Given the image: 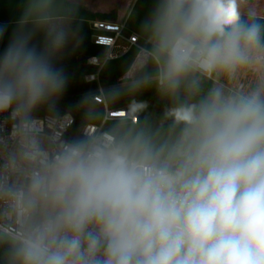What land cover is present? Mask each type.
I'll list each match as a JSON object with an SVG mask.
<instances>
[{
  "label": "clouds",
  "instance_id": "1",
  "mask_svg": "<svg viewBox=\"0 0 264 264\" xmlns=\"http://www.w3.org/2000/svg\"><path fill=\"white\" fill-rule=\"evenodd\" d=\"M81 3L24 0L0 51V264H264V10L152 0L136 74L110 95L154 89L162 117L133 99L68 138L37 113L61 117Z\"/></svg>",
  "mask_w": 264,
  "mask_h": 264
},
{
  "label": "trees",
  "instance_id": "2",
  "mask_svg": "<svg viewBox=\"0 0 264 264\" xmlns=\"http://www.w3.org/2000/svg\"><path fill=\"white\" fill-rule=\"evenodd\" d=\"M258 10H264V0H258ZM253 3V0H252ZM24 0H0V24L8 26L7 33L2 41H0V51L7 45L8 40L16 27V22L19 19L22 11ZM152 6V0H136L130 15L125 20V34H136L138 36L137 46H132L129 51L117 59L107 60L100 70V85L103 88L104 95L108 105L111 108L127 109L128 105L133 102V99L144 101L148 107L143 114V117L148 118L153 124L158 123L162 117L164 108L168 101L162 100L154 89H148L141 95L131 97L127 94H122L119 98L111 97L110 93L114 87H123V83L132 78L136 73L135 63L138 60V52L143 44V38L140 33L139 23ZM95 21H110L118 22V13L91 12L82 4L80 5V13L74 25L75 34L79 37V44L75 46L63 58L58 59V62L65 68L69 83L66 92L58 103L59 112L62 115L72 114L75 118L76 125L68 138L78 136L79 130L84 124L94 123L100 124L104 117V110L101 105L96 104L92 97L98 90L96 83H87L85 77L90 74L97 73L98 69L87 64H82L81 57L86 59L90 57L105 58L107 48L93 43L92 38L95 35L91 23ZM87 96L92 103L94 109L102 114V119L95 122H89L81 111L79 104L83 97ZM38 116H51L46 111H40ZM112 121L105 124L107 127Z\"/></svg>",
  "mask_w": 264,
  "mask_h": 264
},
{
  "label": "built area",
  "instance_id": "3",
  "mask_svg": "<svg viewBox=\"0 0 264 264\" xmlns=\"http://www.w3.org/2000/svg\"><path fill=\"white\" fill-rule=\"evenodd\" d=\"M92 29L95 31L94 44L107 48V55L105 58L90 57L86 59V64L96 67L97 73L90 74L85 77L87 83H96L98 90L93 95V101L101 105L104 110V117L100 124L87 123L79 130V135L87 132H95L98 128H104L105 124L112 121L113 118L122 115L125 109L111 108L105 98L103 88L100 85V70L107 60L117 59L123 54L127 53L132 46H137L138 36L136 34H125V21L110 22V21H95L91 23ZM92 38V39H93ZM42 125L47 128L56 130L57 135L67 137L76 125L75 118L72 114L62 115L58 120L53 119L52 116H38Z\"/></svg>",
  "mask_w": 264,
  "mask_h": 264
},
{
  "label": "rangeland",
  "instance_id": "4",
  "mask_svg": "<svg viewBox=\"0 0 264 264\" xmlns=\"http://www.w3.org/2000/svg\"><path fill=\"white\" fill-rule=\"evenodd\" d=\"M86 2L90 8L92 9H99L96 5L105 4L108 5L109 7H115L116 9L111 10L110 12H104V13H111L112 11H117L118 12V22H123L127 19V17L130 15L132 8L136 2V0H82ZM121 3V7L118 6ZM259 1L258 0H253L252 5L255 6L257 9L259 7ZM95 5V6H94ZM121 8V13H119L118 10ZM98 12V11H97ZM102 13V12H100ZM80 42L79 37L75 34L74 37L71 39V42L69 45L66 47L64 52L61 55L68 54L73 47L78 45Z\"/></svg>",
  "mask_w": 264,
  "mask_h": 264
},
{
  "label": "crops",
  "instance_id": "5",
  "mask_svg": "<svg viewBox=\"0 0 264 264\" xmlns=\"http://www.w3.org/2000/svg\"><path fill=\"white\" fill-rule=\"evenodd\" d=\"M86 9H88V10H90L91 12H94V13H96L97 11L98 12H102V13H104V12H110L111 10H114V9H116L115 7H109L108 5H105V4H100V5H96L99 9H92V8H90L91 6H89L86 2H84V1H82V3H81ZM95 6V5H94ZM118 6H120L121 7V3L118 5ZM119 7V8H120ZM119 11V13H121V8H120V10H118ZM117 12V11H116ZM118 13V12H117ZM77 46V45H76ZM74 48V47H73ZM66 55V54H65ZM65 55H61L58 59H61V58H63Z\"/></svg>",
  "mask_w": 264,
  "mask_h": 264
},
{
  "label": "water",
  "instance_id": "6",
  "mask_svg": "<svg viewBox=\"0 0 264 264\" xmlns=\"http://www.w3.org/2000/svg\"><path fill=\"white\" fill-rule=\"evenodd\" d=\"M95 40H96L95 38L92 39L93 43L95 42ZM80 61H81L82 64H86V58L81 57Z\"/></svg>",
  "mask_w": 264,
  "mask_h": 264
}]
</instances>
